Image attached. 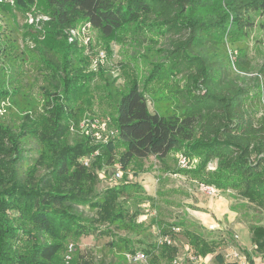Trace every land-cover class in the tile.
I'll return each mask as SVG.
<instances>
[{
	"label": "trees",
	"instance_id": "trees-1",
	"mask_svg": "<svg viewBox=\"0 0 264 264\" xmlns=\"http://www.w3.org/2000/svg\"><path fill=\"white\" fill-rule=\"evenodd\" d=\"M6 1L2 0L6 10L22 16L37 2ZM44 2L49 10L48 20L24 26L26 36L43 51L64 58L75 53V46L67 43L64 29L76 20L90 25L104 41H113L117 32L128 25L148 31H172L188 36L181 47L182 66L175 74L185 76L178 90L181 95L175 102L165 110L152 113L142 90L132 85L115 106V135L103 144L66 143L68 123L61 117L69 110L64 104L68 106L85 94L83 80L86 79L81 75L71 77L68 72L61 95L50 96L55 110L50 136L41 138L32 120L16 126L0 124V264H59L56 256L61 241L67 237L109 238L106 247L121 263L127 262L125 254L138 252L135 243L142 242L117 237L113 231L143 234L144 228L137 222L140 205L152 199L136 182L123 178L122 183L107 188L100 199L92 200L96 176L77 164V160L95 152L92 166L96 169L118 164L121 171L127 172L137 164L134 177L144 173L139 170L142 160L150 156L162 165L169 155L183 156L189 161L196 159L193 168H179L171 173L219 192L233 191L264 212V129L255 127L245 108L247 89L228 76L225 46L219 41L229 25L246 33L253 22L244 15L251 9L264 13V0H212V4L210 0ZM207 2L212 13L201 11L209 5ZM5 75L0 70V103L8 99L19 112L33 113L34 106L8 87L13 81ZM36 140L41 144L31 147V142ZM213 162L216 167L209 172L208 164ZM34 166L43 167L45 173L37 178ZM84 204L95 210L90 221L72 212V206ZM105 225L107 229L97 228ZM173 227L180 229L192 252L200 258L214 255L220 243L228 244L225 238L218 242L212 237L214 232L189 221L163 226L161 235H171ZM249 234L254 250L264 260V240H261L264 231L249 226ZM181 246L175 237L172 245L147 244L140 252L149 264H169L181 253ZM214 261L232 264L225 262L222 253L215 254ZM82 264L92 262L85 260Z\"/></svg>",
	"mask_w": 264,
	"mask_h": 264
},
{
	"label": "rangeland",
	"instance_id": "rangeland-1",
	"mask_svg": "<svg viewBox=\"0 0 264 264\" xmlns=\"http://www.w3.org/2000/svg\"><path fill=\"white\" fill-rule=\"evenodd\" d=\"M210 3L212 4V0ZM205 10L208 13L213 12L210 4L201 11ZM48 16L49 10L44 0H37L25 16L6 10L0 0V70L5 72L6 78L13 81L12 86L8 87L25 96L34 106L33 113H22L8 99L2 101L0 124L16 126L23 121L32 120L41 138L50 136L55 118L50 96L53 97L55 93L61 95L62 82L67 72L71 77L80 75L86 77L83 80L85 94L80 95L77 101L69 103L68 106L64 104L69 112H65L61 119L68 123L64 135L66 143L70 146L83 142L95 146L112 138L115 132L117 101L134 84L144 93L151 113L154 110L162 111L169 108L181 95L178 90L182 87L184 74L177 76L175 74L183 63L181 47L188 39L186 34L162 32L159 29L148 31L145 28L128 25L117 32L113 41H104L90 25L76 20L72 26L64 29L67 43L74 45L76 52L64 58L61 54L43 51L26 36L27 31L24 28L26 24L39 20L47 21ZM244 17L253 22V26L246 33L229 25L219 41L225 46V69L228 76L236 79L240 86L247 89L245 108L255 127L264 129V13L251 9ZM70 32L75 34L72 42L68 40ZM100 53L103 54V59L95 64L94 61ZM24 116H28L27 119H24ZM35 144L41 143L36 140V143L31 142L30 146ZM94 156H97L96 152L93 156H82L77 160V164H81L82 159L90 162L88 166H82L96 176L97 185L91 196L92 200L100 199L107 188L115 186L109 180L112 174L122 172V179L116 182L117 185L122 183L123 178L127 181V177L132 179L134 173L138 172L137 164L130 166L127 172L121 171L118 164L96 169L92 166ZM177 159L178 156L175 155L167 156L164 166L153 156L142 160V168L139 170L145 171L150 178L154 177L153 187L147 183L142 185L146 196L149 192L153 194L155 190L154 197L148 196L152 201L145 200L140 205L137 222L144 228V232L136 236L125 231H113L117 237H128L135 242H142L135 243L136 251L143 250L147 244L158 243L162 236L161 227L179 221L192 222L189 214L193 209L186 211L187 205L183 202L190 199L196 202L197 197L211 196L202 185L193 183L185 177L165 174L166 170L179 169ZM196 163L197 160L192 159L189 168H193ZM41 166L39 168L34 166L37 178L45 173ZM208 166L209 172H213L216 163H210ZM130 179L128 182H131ZM212 196L222 197L226 203L228 202L234 216L231 223L225 218L221 219V229L206 228L198 224L207 232H214L212 237L216 241L219 242L222 238L227 240V245L219 244L214 255L217 253L224 255L228 253L230 247H239L249 254L245 255L248 264H252L253 257L261 258L254 250V244L247 232L249 233V226L264 231V212L253 203L237 197L230 190L225 192L217 190V194ZM72 212L87 221L95 217V210L89 204L74 205ZM142 217H146V220L143 221ZM193 223L197 224L194 221ZM97 228L107 229L106 225ZM210 237L206 236L207 239ZM176 240L177 244H180L185 238L181 233ZM261 240L263 241L264 237ZM109 241V238L97 236H83L77 240L67 237L61 241L62 247L55 261L59 264H82L85 260H90L92 264H131L121 263L109 252L106 247ZM69 245L72 246L71 252H68ZM214 255L206 256L205 264H217ZM225 262L230 263L227 260Z\"/></svg>",
	"mask_w": 264,
	"mask_h": 264
},
{
	"label": "built area",
	"instance_id": "built-area-1",
	"mask_svg": "<svg viewBox=\"0 0 264 264\" xmlns=\"http://www.w3.org/2000/svg\"><path fill=\"white\" fill-rule=\"evenodd\" d=\"M2 1V0H1ZM75 37L74 32H70L69 34V42L73 41V38ZM103 59V54L100 53L94 63L96 64L98 61ZM115 135V132L113 136ZM112 136V137H113ZM90 162H87L86 159H82L81 165L88 166ZM177 164L179 168H189L190 161L187 160L183 156H178ZM122 179V172H116L110 176L109 180L113 185H116V182ZM128 180V179H127ZM204 190L209 195H216L217 190L213 187H207L203 186ZM142 220L145 221L146 217H142ZM180 229L173 227L171 229V235L161 236L158 240V244H166V245H172L174 243V238L179 236ZM181 253L177 254V256L169 263V264H205L207 259L206 258H200L199 256H196L191 248L188 246L187 242L183 243L181 246ZM72 251V246L69 245L68 252ZM125 259L128 263L131 264H149L147 257L144 255V253L138 251L134 254H125ZM261 257V256H260ZM68 259V258H67ZM223 259L227 260L228 262L232 264H248V261L243 253V251L239 247H230L228 249V253L223 255ZM252 264H264V260L262 258H255L252 259Z\"/></svg>",
	"mask_w": 264,
	"mask_h": 264
},
{
	"label": "crops",
	"instance_id": "crops-1",
	"mask_svg": "<svg viewBox=\"0 0 264 264\" xmlns=\"http://www.w3.org/2000/svg\"><path fill=\"white\" fill-rule=\"evenodd\" d=\"M164 161H165V159H164ZM162 166H164V165H162ZM164 168H166V166ZM165 174L167 176H171V175L172 176H179V177L181 176V177H185L186 179H188L186 176H183L180 174H173V173H171V171H167V170L165 171ZM136 177H138L137 181H135ZM136 177H133L132 179L127 177V179H130L131 182H136L142 188H144V186H142V185L145 183H147L153 187L152 180H154V177H152V178L148 177L145 171L142 175L139 174ZM188 180L191 181L190 179H188ZM191 182L196 183L194 181H191ZM147 195L149 197H154L155 196V190H154L153 194H151L149 192V194H147ZM217 196H208V198H206V197H204V198L203 197L202 198L197 197L196 198L193 194V197L196 198V202H193L192 199L183 202L184 204L187 205L186 211L193 209L190 211V214L188 213L189 216L192 218V222L194 221L197 224H199L203 227H206V228L217 227V229H221L220 228V224H222L221 219L225 218L228 223H231V221H233L234 216H232L228 202L226 203V201H224V199L222 197L215 198ZM212 198H214V200ZM247 234L250 237V234L248 232H247ZM185 242H186V240L181 242V243L183 244ZM240 245L244 246V244H242V243H240Z\"/></svg>",
	"mask_w": 264,
	"mask_h": 264
}]
</instances>
